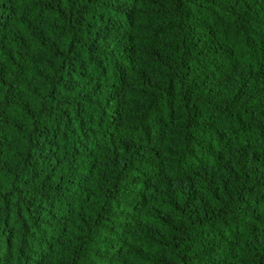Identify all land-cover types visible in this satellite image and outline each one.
Listing matches in <instances>:
<instances>
[{
  "label": "trees",
  "instance_id": "obj_1",
  "mask_svg": "<svg viewBox=\"0 0 264 264\" xmlns=\"http://www.w3.org/2000/svg\"><path fill=\"white\" fill-rule=\"evenodd\" d=\"M0 264H264V0H0Z\"/></svg>",
  "mask_w": 264,
  "mask_h": 264
}]
</instances>
